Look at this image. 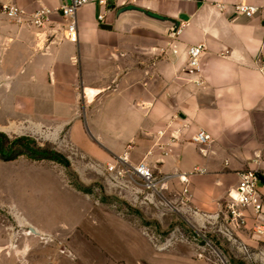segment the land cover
I'll return each instance as SVG.
<instances>
[{
  "label": "crops",
  "instance_id": "crops-1",
  "mask_svg": "<svg viewBox=\"0 0 264 264\" xmlns=\"http://www.w3.org/2000/svg\"><path fill=\"white\" fill-rule=\"evenodd\" d=\"M69 1L0 0L53 11L43 28L0 11V106L67 130L74 145L112 165L124 154L133 165L147 162L172 175L167 185L187 184L204 209L226 202L241 169L260 172L264 195V0L91 3L77 11V43L63 38L59 9ZM238 2L260 10L236 15ZM195 44L205 51L200 71L190 73ZM201 130L209 142L193 140Z\"/></svg>",
  "mask_w": 264,
  "mask_h": 264
},
{
  "label": "rangeland",
  "instance_id": "rangeland-1",
  "mask_svg": "<svg viewBox=\"0 0 264 264\" xmlns=\"http://www.w3.org/2000/svg\"><path fill=\"white\" fill-rule=\"evenodd\" d=\"M10 110L0 106V132L47 153L20 144L0 152V264H264V235L251 220L229 226L225 200L207 210L187 184L148 189L129 166L117 160L122 173L111 171L74 145L67 130Z\"/></svg>",
  "mask_w": 264,
  "mask_h": 264
},
{
  "label": "built area",
  "instance_id": "built-area-1",
  "mask_svg": "<svg viewBox=\"0 0 264 264\" xmlns=\"http://www.w3.org/2000/svg\"><path fill=\"white\" fill-rule=\"evenodd\" d=\"M91 3L106 5L108 4V0H70L68 3L61 5L59 10L66 20L63 38L73 43L79 41L77 11L81 7ZM217 6L223 10L227 5L224 3H217ZM231 7L236 15H244L247 17H253L260 10L259 6L247 2L233 3ZM0 11L19 23L33 25L38 28L45 27L51 21L50 15L53 12L46 7L28 12L15 4H1ZM103 19L104 15H99V20ZM172 50L174 53L178 52L176 45H173ZM204 51L205 45L203 44H195L187 49V67L190 73L200 71L201 59L204 55ZM159 134L164 135V131H160ZM193 140L199 143H207L211 140V135L201 130L193 136ZM157 146L164 153L171 150L168 142L159 141ZM118 161L129 166L128 171L139 177L143 181L145 187L153 191L163 190L172 176L170 174L158 175L145 161H140L133 165L129 163L126 154L120 156ZM109 170H117L118 173H122V171L117 168V165H109ZM237 174L238 183L229 192V198L226 200L221 212H223L225 221L229 226L243 228L246 227L251 220V230L254 235H264V195L259 188L262 178L261 174L258 170L252 168L241 169ZM181 180L187 182V176L181 175Z\"/></svg>",
  "mask_w": 264,
  "mask_h": 264
},
{
  "label": "trees",
  "instance_id": "trees-1",
  "mask_svg": "<svg viewBox=\"0 0 264 264\" xmlns=\"http://www.w3.org/2000/svg\"><path fill=\"white\" fill-rule=\"evenodd\" d=\"M17 144L22 145L23 148L29 149L30 150L29 153H31L34 156L47 153L46 151L43 150H36V151L32 150L29 138L27 137H21V138H17L16 140H10L9 137L6 135V133L0 132V152L3 154V156L12 155ZM51 157L59 160H61L62 158L61 155H56V156L52 155Z\"/></svg>",
  "mask_w": 264,
  "mask_h": 264
},
{
  "label": "water",
  "instance_id": "water-1",
  "mask_svg": "<svg viewBox=\"0 0 264 264\" xmlns=\"http://www.w3.org/2000/svg\"><path fill=\"white\" fill-rule=\"evenodd\" d=\"M31 231L37 233V231L33 227H31Z\"/></svg>",
  "mask_w": 264,
  "mask_h": 264
},
{
  "label": "bare ground",
  "instance_id": "bare-ground-1",
  "mask_svg": "<svg viewBox=\"0 0 264 264\" xmlns=\"http://www.w3.org/2000/svg\"><path fill=\"white\" fill-rule=\"evenodd\" d=\"M89 90V89H88ZM94 92L93 91H89V94L92 95Z\"/></svg>",
  "mask_w": 264,
  "mask_h": 264
}]
</instances>
